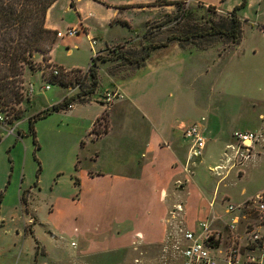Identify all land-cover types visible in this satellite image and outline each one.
<instances>
[{"label":"rangeland","instance_id":"obj_1","mask_svg":"<svg viewBox=\"0 0 264 264\" xmlns=\"http://www.w3.org/2000/svg\"><path fill=\"white\" fill-rule=\"evenodd\" d=\"M107 1L110 0H56L53 3L50 23L62 34L56 37L51 55L56 63L65 68L79 69L73 71L72 75H83L99 50L105 48L100 53L107 56L110 54L108 49L128 38L130 39L124 43L127 47L121 46L118 49L136 50L144 43L148 45L164 41L172 33L185 37L184 31L187 29L205 31L211 25H217L220 18L227 16L216 8L189 4L186 1L179 4L181 7L177 4H158L160 8L156 10L127 9L114 13ZM237 1L239 4L242 2ZM228 5L229 3H225L223 7ZM240 9L239 14L243 20H247L243 21L241 41L237 45L220 35L192 36L181 41L174 39L169 48L155 49L147 66L136 67V72L143 67L153 69L155 63L164 60L158 66L163 67L170 78H177L179 75L169 83L165 81L169 87L158 96L163 114L171 112L182 120H188L190 115L207 113L242 128L253 120V115L257 117L264 110V103L259 101L264 98V0H247ZM80 18L90 26L88 31L83 29ZM120 18L128 20L130 25L115 22ZM73 26H77L79 32L76 36L64 34ZM91 39L97 43L92 44ZM69 48L72 49L71 53H68ZM230 48L233 51L226 62L222 57ZM43 58V53H36L33 58L36 68H27L24 73L27 90L29 91L30 86L35 89L32 94L28 92L29 99L25 98L21 105L24 117L9 122L10 116L4 110L6 120L4 126L0 125V264H33L35 258L38 264H93L88 261L90 259L79 256L81 237L89 232L91 222L93 225H103L108 202L112 197L104 183L107 182V177L115 176L117 169H123V166L118 165L124 162L120 158L122 151L115 149L122 143H125L123 146H128L125 142L128 138L123 140L119 136L115 137L114 130L108 139L98 143L101 144V149L106 145V151L101 159L95 160L92 156L98 152V145L94 144L93 136L88 132L92 123L91 114L93 109L99 111L101 106L108 107V104L100 102V97L106 87H111L112 73L123 71V75H126L127 70L134 68L118 60L100 61V86L88 104L80 105L82 103L77 101L74 103L75 109L53 111L35 121L37 147L29 133L30 116L78 91L70 86L67 89L61 84L49 83V74L56 64L48 66ZM165 63H168L166 67ZM46 84L51 88L44 89ZM105 119L100 117L95 123L97 130L105 127L104 123L108 121ZM116 120L117 118L113 125ZM10 127L14 128L13 132H10ZM259 134L258 142L261 141L262 144L260 155L253 157V166L241 177L236 169L231 174L225 171L222 176H217L211 170L215 165L210 161L211 158L203 159L202 170L216 181L222 182L230 174L225 180L227 185H222L218 190L216 209L220 208L219 199L224 193L229 194L228 201L234 202L236 200L233 197L238 198L242 186L253 189L264 181V132ZM127 150L126 147V152ZM230 152V149H226V153ZM210 154L213 158H219L216 150ZM201 158L202 156L190 158L189 164L192 161L198 162ZM186 166L187 164L184 169ZM195 168V164L189 165L188 174H193ZM92 169H103L108 174L104 176V180L87 181L86 185L79 188L75 183L76 175L87 176V171ZM118 192L128 197L132 196L133 190L125 191L120 188ZM23 197L24 200L21 199ZM183 203L180 201L171 206L167 227L156 230L155 226H146L144 221L134 234V243L129 241L133 234L126 235L125 243L117 244L114 248L120 249L119 252L110 258L107 255L98 258L99 262L182 264L183 236L188 229L183 222ZM250 216L255 217V214L251 212ZM112 224L116 225L114 221ZM149 233L164 235L144 240L142 236Z\"/></svg>","mask_w":264,"mask_h":264},{"label":"crops","instance_id":"obj_2","mask_svg":"<svg viewBox=\"0 0 264 264\" xmlns=\"http://www.w3.org/2000/svg\"><path fill=\"white\" fill-rule=\"evenodd\" d=\"M155 1L156 0H110L107 1V4L108 7H113L114 13L117 11L120 13L127 9L136 11L156 10L160 8V6L152 5ZM178 1H186V3L189 4L202 5L205 7L210 6L225 14L230 13L235 6L239 4L237 0ZM225 3H229V5L223 7ZM53 6L54 5L50 6L47 11L46 25L48 28H51V30H56V26L50 23V11L53 10ZM238 10L240 11L241 9ZM239 15L242 23L247 20H243L244 18L241 17V14ZM80 20L82 19L80 18ZM111 21L114 20L111 19ZM115 22L130 25L128 20L122 18L116 19ZM80 23L83 25V29L88 31L90 26L84 24L85 22L83 20ZM77 33L72 37L76 36ZM129 39L130 38L125 40V42ZM125 42L119 44H124ZM172 45L173 44L170 43L165 49ZM104 49L99 50V52H102ZM232 51V48L227 49L224 57H222L226 62H228V55ZM51 52L49 55L50 58L47 61L50 62V64L65 67L54 61ZM71 52L72 49L69 48L68 53ZM99 52H97V54ZM150 60L151 59L148 58L141 66H147L146 64H148L147 62ZM160 62L162 63L164 60L155 63L156 66H154L155 68L153 69L143 67L140 69L141 71L139 70L137 72L134 71L137 68L133 67L134 69L127 70L126 75H123V71L117 73L113 72L111 76V87H106V90L103 91L116 90L121 92L123 97L108 104V107L101 106L99 111L93 109L91 114L92 123L88 132L91 131L94 124L103 114H106L108 119V126L105 132L98 136L94 133H89L93 136L92 141L95 145L108 139V136L111 135L114 130L116 131L115 137L119 136V138L121 137L123 140L128 138L125 140L128 146H123L125 143H122L120 144L122 145L121 148L119 145V148L115 149L116 151L118 149L122 151L120 158H123L122 161L124 162H117V164L119 163L118 165L123 166V169H117V172L114 174L115 176L107 177V182L104 183V185L107 184L105 189L108 190L109 194L111 193L112 197L110 202H108L109 207L106 211V218L103 220V225H93L90 221L91 226L89 232L82 234L83 236L81 237L79 256L82 259H90L88 261H91L93 264H103L105 262H99L98 258H103L106 255L110 258L111 256L113 257L116 252H119L120 249L116 250L114 248L118 246L117 244L125 243L127 240L126 235L133 234L130 236L129 241L134 243L136 241L134 234L144 221H146V226H155L156 230L159 227H161V229L167 227L169 210L171 206L180 203V201L184 202L183 222L186 224L188 230L199 231L201 229L199 222L208 221L211 228L222 231L224 237L220 247L223 249L226 248L228 245L226 223L229 222L231 214L226 210L225 206H227L226 200L229 194L224 193L219 199L221 206L219 209H216L215 205H217L218 202V190L222 185H227L225 180L229 177L232 170L236 169L240 177L245 175V172L254 164V161H252L253 157H259L260 155L261 141L252 145L251 156L243 164L230 165V163L226 161V158L231 154V152L229 154L226 153V149H230L229 145L237 143L233 137L234 131L254 130V132L257 133L264 132V110L259 112L257 117L256 115H253V117L250 116L253 120H250L249 124H246V127L243 126L242 128H238L237 125L235 126V123L230 125L229 122H223L222 119L207 113L190 115L188 120H182L181 117H176L175 113L171 112H165L163 114L158 96H160L159 94L162 92H166L164 90H167L169 87L167 83L177 79L179 75L177 78H170L165 72V69L158 66ZM167 65L168 63L164 64L165 67ZM73 68L75 67L65 69L70 70ZM128 68L129 67H126V69ZM165 81H167V83H165ZM135 85H137V88ZM43 88L46 89L45 86ZM104 92H102L101 95ZM242 97L244 98L243 95ZM101 99L102 97H100V102L102 101ZM259 101L264 103V98ZM88 103L89 101L83 102L80 105ZM101 103L104 102L102 101ZM87 106L88 105H86V107ZM75 107V105L72 106L70 110L75 109ZM133 116L135 117L133 118ZM130 117H132V120H130ZM201 117H205L200 127L206 135L207 142L203 149L201 160L198 162L192 161L191 164H195L196 168L193 170L194 173L189 175L188 173H190V171L188 167L191 165L189 164L190 158L188 159V157H190V140L183 135L182 128L188 125L189 122L200 120ZM250 117L248 119H250ZM115 118H117V120L115 125H113ZM251 123L255 125H251ZM105 147L106 145H103V149H101V144H99L97 148L98 152H96V155H93L92 158L95 160L101 159V155L106 151L104 150ZM126 147L128 149L127 152ZM214 150L218 151L219 158H213V156H211L212 154L210 153ZM206 157L211 158L210 161L215 163L212 167L219 164L227 165V168L224 170L230 173L228 177L224 178V180L222 179V182H218L215 178H211L209 174H205V171L202 170V166L204 164L203 159ZM216 159H218L220 163L217 162ZM186 164V169H184ZM224 170L223 174L225 173ZM106 172L108 171L103 169L98 171L94 169L88 170L87 176L83 175L78 177V175H76L75 183H77L80 188L86 185L87 181L95 182L100 179L104 180V176L108 174ZM103 180H101V182H103ZM120 188L125 191L126 189L133 190V193H131L132 196L125 197V195H120L118 192ZM263 189L264 181L253 189L248 186H242L241 190H239L238 198L233 197L236 200L233 203L242 204L249 196ZM211 202H214V205L211 206ZM113 221L116 224L115 226L112 224ZM127 231H129L128 234ZM124 232H126V234ZM160 234L155 235H164V233ZM155 235L149 233L142 237L144 240H149V238ZM73 242L74 241H72V243ZM186 244L187 241L184 239V246ZM214 252H217V250H214Z\"/></svg>","mask_w":264,"mask_h":264},{"label":"trees","instance_id":"obj_3","mask_svg":"<svg viewBox=\"0 0 264 264\" xmlns=\"http://www.w3.org/2000/svg\"><path fill=\"white\" fill-rule=\"evenodd\" d=\"M56 0H0V108L6 110L10 116V121L20 120L23 116L21 107L24 99H29L28 88L25 86L24 73L27 68L35 69L36 64L33 58L36 53H43L44 58H50V52L53 44L56 42L57 32L51 30L46 25V14L50 6ZM247 0H242L239 5L228 14L218 20L217 25H211L210 29L193 31V29L185 30V37H179L176 33L167 36L164 41L151 42L148 45L143 44L139 49L123 51L118 47L125 44L109 47L107 56H103L100 52L91 60V64L83 75L74 73L79 69L67 70L65 67L56 65L53 68H59V74L55 75L51 71L49 83L61 84L65 88H77L78 91L70 96L64 97L61 101L55 103L51 107L39 111L30 116L28 125L29 133L33 136V141L38 147L35 131V121L39 118L46 117L53 111L67 110L74 106V103H80L91 100V97L99 87V62L107 60H118L126 62L129 66L140 67L144 61L150 57L151 53L158 48H165L170 45L174 39L184 40L189 37L196 36H215L220 35L237 45L241 41L243 32V23L238 9L243 8ZM183 1L178 0H156L152 5H175ZM181 7V6H180ZM209 8H213L208 6ZM264 29V27H263ZM197 30V29H196ZM53 70V69H52ZM5 112V111H4ZM106 115V114H105ZM104 114L102 118H106ZM100 119V118H99ZM98 119V120H99ZM98 122V121H97ZM108 123V121H106ZM97 130L95 124L90 133L100 135L107 129ZM24 200V197L22 198ZM248 212H252L248 210ZM33 264H38L35 258Z\"/></svg>","mask_w":264,"mask_h":264},{"label":"built area","instance_id":"obj_4","mask_svg":"<svg viewBox=\"0 0 264 264\" xmlns=\"http://www.w3.org/2000/svg\"><path fill=\"white\" fill-rule=\"evenodd\" d=\"M77 33L76 27L68 28L64 34L73 36ZM62 32L58 31L57 36ZM92 40V44L96 41ZM55 75L59 74V68H53ZM87 71V70H86ZM29 94L34 88L29 87ZM45 88H51L49 84ZM119 91L104 92L102 101L106 104L113 103L116 99L122 98ZM205 117L195 120L182 128L183 135L190 140L189 158H196L202 155L207 142L206 135L201 129ZM6 115L0 108V125L4 126ZM14 128L10 127V132ZM1 137V136H0ZM235 144L229 145L231 154L226 158L230 165L243 164L251 156L252 145L260 139V134L254 131H234ZM227 165H216L212 171L216 175H222ZM225 171V170H224ZM225 201V199H224ZM226 210L231 214L229 222L226 223L228 231V245L220 247L223 243V233L218 229L210 227L208 221H200L199 231L186 230L183 238L187 244L183 248L182 264H264V189L249 196L242 204H236L226 200ZM214 202H211V206ZM251 210L255 217L250 216ZM217 250V252H214Z\"/></svg>","mask_w":264,"mask_h":264}]
</instances>
